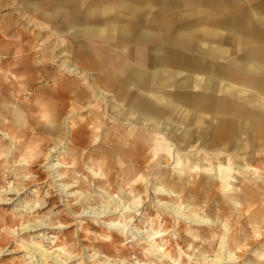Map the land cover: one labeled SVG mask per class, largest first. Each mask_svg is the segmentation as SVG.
Returning a JSON list of instances; mask_svg holds the SVG:
<instances>
[{
  "label": "bare ground",
  "instance_id": "6f19581e",
  "mask_svg": "<svg viewBox=\"0 0 264 264\" xmlns=\"http://www.w3.org/2000/svg\"><path fill=\"white\" fill-rule=\"evenodd\" d=\"M73 1L77 7L86 4L88 7H92L93 10L96 9L100 14L109 15L115 21L110 25V33L114 39L115 37H120L126 43L148 42L152 45V48L157 42L163 41V43H169L168 39L172 34V31L173 33L176 31L177 36L175 37V42L173 43L174 48L185 51L193 50V52H198V54L204 55L206 54V51H208L211 47V44H208L209 42L205 40V37H213L215 35H218L219 30L222 29H220V27H216V24L218 23L217 19L215 18H222L224 15L231 12L228 11L225 4L227 0H208L209 2L207 1L208 4H206L209 6V9L205 7L206 9L197 8L196 10L194 9V7H197L196 5H198V3L196 1H192V4H190L191 7H187L188 11H185L184 13L186 14L183 16L184 19L191 18V21L182 22L178 28H175L172 19L168 16L156 17V15H153L154 13L151 10L153 5L150 1L142 2L133 0L126 3L125 0H117L116 2L113 1V3H110L108 0ZM69 2V0L65 1V3ZM255 6L260 7L261 5H253L252 8H254ZM146 9H149L150 12L145 18V25L139 33L132 30L130 23H118V21L125 18L137 19V15L139 14L138 11H144ZM233 10L237 11L238 9H235L234 6ZM251 17L256 21L255 23H258V25H264V18L259 17L256 13L252 12ZM249 21L250 20L247 19L245 23L248 22V25L251 22ZM203 25L205 28L202 29L203 33L201 35L204 36L203 41L200 43H196L195 45V43H193V37L197 36V34L192 32V28L194 26ZM243 28L244 30L239 32H236L237 30H233L231 33L229 32L226 35V38L228 39V42L234 46L232 52L238 55L240 59L249 61L251 57L255 58L258 56L257 53H250V51H252L253 49L258 50L259 46L255 44L254 40L259 35L261 36L262 32H260L254 26L245 27L243 25ZM99 33L103 34L104 32L99 31ZM152 51L154 52V56L158 52L156 48H152ZM172 54H175V51L171 52L167 50L163 55H157V58H154L152 64H161V66H165V63L168 62L167 60L170 59ZM141 60H139V62ZM59 63V67H61L63 71L66 69L69 74H75L78 79H88V71H86L85 69H81L78 65L75 64V62H72L68 58L60 60ZM170 63L172 62L170 61ZM258 66L249 65L248 71L252 73H259L264 67ZM184 68L186 67L184 66ZM198 71H200L199 68L197 71L182 70L181 75L182 79H184L183 84L181 85L182 88L187 89L190 84L195 88H198L199 85L201 87L204 86L205 88L208 86L217 88L219 84L221 85V80H215L212 76H207L206 74H202ZM218 71H220L219 67L214 70L215 73H218ZM262 75H264V73H262ZM130 76L132 77L131 80L139 81V78L142 75L140 71H136L133 73L131 72ZM92 81L94 82L95 79H92ZM111 81L109 82V80L104 79L102 82L103 84H100L96 87H89L92 89L95 88L94 91L84 88V90L76 98L75 109L82 111L86 108V104L84 101L86 99L89 101L90 98L98 95L102 97V100H104L106 104L111 106L113 111H117V114L121 119L123 118L125 121L131 122V124L137 125V127L133 128L128 134L131 137V142L136 148L135 151H139L141 154L145 153V155H143V157L139 158L138 160L136 159L138 157L135 155L137 154L136 152H133L129 158L122 157L121 162L129 163L124 164L118 176L119 181L115 184L118 189L120 188L124 190L123 193L126 192V190L129 191V194L133 193V200L129 203L120 198V200L117 199V201L114 198H111L112 196L110 192H107L106 195H100L92 192V182L96 184H107V188L113 184L111 182L112 179L110 178V176H108L109 172L104 169L103 165H87L86 168L91 175L89 177L86 175L83 182L75 184L74 186H71V183L63 185L57 183V187L60 193H64L67 196L69 195V197L76 195V199L73 201V204L74 202H77L78 206L75 205V207L77 206L78 208H74L75 210H72L73 216H75V218L77 219L91 216V218L102 220L106 228L105 230L108 229L117 233V235L111 237L109 235H106L102 239L103 241L109 243L112 247H114V244H117V242H121V238L123 237H128L129 239H131L130 242L141 249L142 252V255L136 256L135 264H185L184 262H187L188 264H204L205 262L207 263V253L211 252L213 247L212 243L216 240L219 243L218 250L221 251V254L223 253V256H219V252V255L216 254L211 260V264H232L238 257H235L234 251H236V249H243L244 246L242 244V241H247L248 237L246 236L248 230L244 232V236L237 237L236 235H231V233H229L230 222L228 221V218H226L227 214L224 212L223 208H226L227 206H229V204H232L234 210L245 213L250 208L254 207L256 202H258L257 196L259 185L257 184V182L255 184H250L248 183V181L244 182V180H249V178L256 181H258L257 179H260L261 182L262 175H264V172H261L254 166V163L256 161L254 157L255 154L253 153L254 149L255 147H262L258 146L257 144V125H255L252 121H215L210 117L209 127H211V130L209 132V135L206 132L207 130H204L205 134L199 132L197 134L190 135L187 127H184L185 125L182 127L180 122L176 123L175 125L168 123L166 124V126H164V124L159 122L156 118H147L146 116L137 112H131L125 105L119 102L118 96L109 94L108 90L112 88ZM99 82L100 80L96 83ZM122 83L123 81L121 82V86ZM234 88L231 87L230 91H234ZM117 89L119 90V92H124L122 91L123 88ZM86 90L88 92H86ZM88 93L90 95H88ZM240 93L243 94L246 93V91L243 92V90H240L239 95ZM111 96H113V99L110 101L107 99V97ZM6 98H8V96ZM90 105L91 103H88L87 106ZM195 105L197 106L196 109H200L201 111L202 108H205V106L199 104ZM259 105L264 106V100H259ZM91 106L93 107V105ZM179 109H181L177 111L179 115H184L185 113L186 115H190V111L186 110L185 108ZM90 114H92V117L98 119L99 116L101 117L102 113L101 111L92 112L91 110ZM195 114L196 113H194L193 115ZM246 114H243L246 118H255L256 115L255 113L248 111L246 112ZM89 120H91L92 122L93 118H89ZM73 126H76V129H86V127L88 126L95 127L89 124L87 119L78 121V123L72 125L71 127L73 128ZM142 128L158 131L160 133L154 134L155 138L150 139L146 137V135L150 134L146 133V131H143ZM1 129V134L4 133V135L7 137L8 134ZM95 129L99 130L98 127H96ZM74 130L75 127L73 131ZM163 130H165L164 133H162ZM168 130H172L174 134L170 133L171 131L168 132ZM179 131L180 135L176 136L175 134ZM225 131L227 132L226 134H224ZM70 134V138H75V132H71ZM181 134L184 135L182 136ZM224 136L226 137V139L223 140L222 137L224 138ZM9 138L12 140L10 136ZM58 141H60V138L57 137V139H55L56 145H61L59 144L60 142L58 143ZM71 142L72 140L69 141L68 144H70ZM68 150H70V148L64 147L62 153L66 152L65 154L68 155ZM53 151L54 149L52 148L50 150V152H52V155ZM58 158L59 159L56 162L53 161L54 163H52V165L50 166L51 175L53 174V178H56L55 182H60L63 179L65 180V176L67 175L66 173L62 172L59 173V169L71 168L74 166L73 164H71V166L69 165V163L65 162L61 156H58ZM144 163H147V165H143ZM174 163L175 167H173V169L171 170L170 166ZM154 175L155 178L153 177ZM99 177H101L100 180L105 177L104 182L92 179H96ZM74 178L77 179L78 182V177L75 176ZM239 180L240 182H238ZM239 183L242 185H240ZM139 184H142L141 188L142 190H144L143 195L148 190V185L150 184V186H152L153 194L155 195V206H157L156 208H159L161 212L157 211L155 215L153 213L147 212L144 216V219L141 220L142 222L137 223L138 216H140L139 211L142 208L141 202H143L139 197L141 192H135L136 188L134 186H139ZM77 186H79L77 191L69 192L72 188L74 189V187ZM188 193H190L191 196H187L186 194ZM206 195L207 197H205ZM214 196H217V198L214 199ZM90 198H92V200H90ZM204 198L205 200H202ZM211 199L214 203L217 202L218 205H214L213 203H211ZM5 202L6 200L0 197V204H7ZM71 202L72 201H70V204ZM101 202H104V205H100L95 208L96 204H99ZM85 205H90L91 207H85ZM215 206L218 207V209H216L217 211H222V214L215 217H210L207 210L210 211ZM259 208L260 210H264V205H261ZM31 209H40V203L36 200L35 202H33ZM189 211H191V213H189ZM257 212L258 210L252 209L250 214L258 215ZM259 221V223L254 220L253 222L251 221L252 229L250 230V232L252 238L258 237L260 231L264 232L261 227L262 222H264V218L260 219ZM243 223L245 224L246 220H244ZM155 225L159 227L156 228ZM18 226H20V230H22L23 233H33V235H31L30 238L25 241L30 245L29 249L31 253H29V264H72L76 261H79L78 264H95V253H92V251L94 250L93 245H80L82 253L79 255H72L71 253L67 252L64 247H60L57 252H50L42 246V241H37L38 239L49 240L50 238H53L52 236H47V234L45 233L46 230H65L70 227L69 225H53L40 221L32 222V220H26L20 223V225ZM6 227L9 234H14L13 228H10L8 226ZM177 227L179 229H177ZM210 227H213V229H209ZM208 229L213 231L212 235L214 238L210 239L211 236L207 235L206 232L208 231ZM215 229H218V232L216 234L214 232ZM181 230L186 232L185 237L183 236ZM75 231L76 234H78L77 231L84 232V234L86 235L85 238L88 240H92L91 237L87 235L88 228H84L81 226ZM85 238L80 239L84 240ZM232 244H234L233 249L230 248ZM7 251H9L7 254H14L16 252L12 249H9L8 246L0 247V257H2L4 252ZM133 253L134 255H137V252L135 250L133 251ZM254 254L256 256V259L252 264H264V250H256L254 251ZM104 258L105 261H107L105 264H113V262H116L115 259L109 258L106 253L104 255ZM117 260L118 261L115 264H123L126 261V258L123 259L121 257H118Z\"/></svg>",
  "mask_w": 264,
  "mask_h": 264
},
{
  "label": "rangeland",
  "instance_id": "374dc122",
  "mask_svg": "<svg viewBox=\"0 0 264 264\" xmlns=\"http://www.w3.org/2000/svg\"><path fill=\"white\" fill-rule=\"evenodd\" d=\"M108 1L110 3H113V1L116 2L117 0ZM129 1L133 0H125V3ZM138 1H150L153 5V7L151 8L153 12H157L159 9H164L162 10V12H173L179 18V20L183 19V13L185 11H188L187 7H191L190 4H192V1H196L198 3V5H196L197 7H194L195 10L197 8L206 9L209 7L207 5L209 2L208 0ZM0 4L3 5V7H0V28L7 25L6 23L12 24L9 29H7L5 34H1L0 32V37L3 39V42H0V67H2L1 69L5 73L9 74L8 72H10L12 74H16L17 72H15L14 69L20 66L16 62L19 59L25 60L26 58L31 59L32 57L36 59H42L45 58V54L52 55V52H50L53 46V43H51V41L54 40V37L51 36L52 30L49 28H41L35 25V23H37L36 20L39 17L37 13H35L33 10H20V0H0ZM225 4L227 6L228 11L231 12L224 15L222 18L216 17L215 19H217L218 23L216 24V27L223 28L228 32H232L233 30H237L236 32H239L244 30L243 25L245 27L247 26L244 21V16L250 10L249 8H251L253 5L264 4V0H227ZM234 6L235 9L238 8L237 11L233 10ZM44 7L47 8V4L44 5ZM149 12V9H146L144 11H138L139 14L137 15V19L133 18L130 20L132 24V29H135L137 31L141 29L144 24V20L148 16ZM189 20L190 19H184V21ZM179 23H181V21ZM250 25L254 26L257 29H260L258 23L252 22L249 24V26ZM63 38L65 37H62V39ZM68 40L71 41V38L68 37ZM63 45L66 44H62V46ZM19 71L24 70L21 68ZM36 71L41 72L39 69H36ZM64 72L66 74H69L66 69L64 70ZM50 73L53 76L55 74L64 75V73L57 71V69L54 72L51 71ZM86 80L84 78L79 79L81 86H83L82 88L94 91L95 88L92 89L89 87H96L97 84L94 85L96 81L93 82L92 79L89 78ZM21 85L16 86L13 84L12 86L24 87ZM2 87H5V83ZM16 87L14 91L16 94L19 95ZM87 90L86 92H88ZM28 93L34 92L33 90H30ZM88 95L90 94L88 93ZM28 96L29 95H26L25 99H21L18 102V105L25 104L26 102H28V104H32L31 109L29 111V117H26L23 114L22 118L16 119L15 112L11 114L13 105H8L5 112V117L9 123H14L15 121L17 123L19 119H22V122H24L23 127H19L18 129L16 128V132L13 133V136L16 138L17 141L14 140V142H11L9 139L4 140L5 137H3V135H0V197L5 199V203H7L0 204V247L8 246L9 249L16 251L14 254H7L9 251L4 252L3 256L0 257V264H29V253H31L29 249L30 245L27 244V242L25 241H27V239H29L30 236L33 235V233H23V231L20 230V226H18L20 225V223L26 220H32V222L40 221L53 225L66 224L70 226L68 229L65 230H46L45 233L47 234V236H52L53 238H50L49 240H37L42 241V246L50 252H57L60 247H64L65 250L71 253L72 255H79L82 253L80 245H93L94 250L92 251V253H95V264H105L107 262L104 258L105 253L109 258L116 260V262H113V264L117 263L118 257H121L123 259L126 258V261L123 264H135L136 256L142 255L141 249L133 245L130 242L131 239H129L128 237L121 238L122 241L117 242V244H114V247L110 246L109 243L103 241L102 239L106 235H109L111 237L117 235V233L108 229L105 230L106 228L104 226L103 221L98 220L97 218H91V216L79 219L75 218V216H73L72 210L78 208L77 202H74L73 204V201L76 199V195L72 194L73 196L69 197V195L67 196L64 193H60L57 185L71 183V186H74L75 184H79L80 182L84 181V177L86 175L88 177L91 175L86 168L87 165H103L104 169L109 172L108 176H110V178L112 179L111 182L113 185L107 188V184H96L92 182V192H95L96 194L100 195H106L107 192H110L112 196L111 198H114L115 200H120L121 198L122 200H125L130 203L133 200L134 194H129L128 190L123 193L124 190L120 188L118 189L115 184L119 181L118 176L124 164L129 163L121 162L122 157L129 158L133 152H136L137 154L135 155L138 156L136 158L138 160L139 158L143 157V155H145V153L141 154L139 151H135L136 148L131 142V137L128 134L133 128L137 127V125L131 124V122H127L123 118L121 119L117 114V111H113L111 106L106 104V102L102 100L101 96L97 95L90 98L89 101L87 99L84 101L86 104V110L83 109L82 111L73 108V102L75 101V97L72 98V101H70V103L69 101H67V104L63 106L64 108H61L62 111L61 109L55 111L52 110V119L49 120V122H51V125L47 124L48 126H42L41 122H44V120L39 116L37 117V111L34 113V109L37 108V106L33 103L34 101L31 102L32 100L29 99L30 97L28 98ZM107 99L111 101L113 99V96L107 97ZM119 102L123 104L122 101L119 100ZM88 103H91L93 107L91 105L87 106ZM71 108L73 109L70 110ZM91 110L92 112L101 111V117L99 116L98 119L92 117V114H90ZM130 111L132 112L134 110ZM89 118H93L92 122L91 120H89ZM209 118V116H206L205 119L209 120ZM85 119L88 120L89 124L95 127L88 126L86 127V129H76V126H73V128L71 127L72 125L78 123V121ZM28 120L29 124L25 125V122H27ZM35 122L40 123L34 125ZM199 122L200 121L197 119L188 120L184 122L181 126L183 127L185 125L184 127H187L190 135L197 134L199 132L205 134L204 130H207L206 132L209 135V132L211 130V127H209L210 121H203L204 125L202 123L199 124ZM161 123L166 126V124L168 123L175 125L178 122H173L172 120H169L162 121ZM74 127L75 130L73 131ZM96 127H98L99 130H96ZM142 129L143 131H146V133L150 134L146 135V137L150 139L155 138L154 134L160 133L154 130H149L145 128ZM71 132H75V138H70ZM164 132L165 130L162 131V133ZM168 132L174 134L172 130H168ZM226 133L227 132L225 131L224 134ZM175 135H180V131L177 132ZM181 135L183 136L184 134ZM57 137L60 138V141H58V143L60 142L59 144L61 145H56L55 139H57ZM222 139L224 140L226 139V137L224 136V138L222 137ZM71 140L72 142L68 144V142ZM258 146L262 147H255L254 149L253 153L255 154L254 157L256 160L254 166L258 168L261 172H264V144H258ZM64 147L70 148V150H68L67 152L68 155L65 154L66 152L62 153ZM52 148L54 149L53 155L52 152H50ZM116 153L118 156L116 155ZM58 156H61L65 162L69 163V165L73 164L74 166L71 168L59 169V173L62 172L66 173L67 175L65 176V180L63 179L60 182H55L56 178L54 177V179L53 174L51 175L50 166L52 165V163L56 162L59 159ZM143 165L146 166L147 163H144ZM46 167L48 170L46 169ZM173 167H175V163L170 166L171 170L173 169ZM75 176L78 177V182L77 179L74 178ZM153 177L155 178V175ZM104 178L105 177H103L102 180H100L101 177L92 179L104 182ZM257 180L258 181L252 180L250 178L249 180H244V182L248 181V183L250 184H255L257 182V184L259 185L257 196L258 202H256L254 207L250 208L245 213H241L239 211L234 210L232 204H229V206L223 208L224 212L227 214L226 218H228V221L230 222L229 233H231V235H236L237 237L244 236V232L248 230L246 236L248 237L247 241H242V244L244 246L243 249H236V251H234L235 257H238L235 260L236 262L234 261L232 264H252L255 262L256 259L254 251L264 250V232L260 231L259 236L254 238L251 237L250 232V230L252 229L251 224L253 220L259 223V220L264 218V210H260L259 208L261 205H264V175H262L261 182L260 179ZM238 182H240V180ZM134 187L136 188L135 192H141L139 197L143 201L141 202L142 208L139 211L140 216H138V223L142 222L141 220L144 219V216L147 212L153 213L155 215L157 211L160 210L159 208H156L157 206H155V195L153 194V189L150 184L148 185V190L144 195V190H142L141 188L142 184H139V186ZM78 188L79 186L74 187V189L72 188L69 192H75L78 190ZM186 195L191 196L190 193ZM205 197H207V195ZM92 198H90V200H92ZM216 198L217 196H214V199ZM36 200L40 203V209H37L38 211L36 209H31L33 202H35ZM202 200H205V198ZM70 201H72L71 204ZM210 202L214 205H218V203H214L212 199ZM75 205L77 206L75 207ZM100 205H104V202L96 204L95 208ZM85 207L91 206L85 205ZM216 209H218V207L215 206L210 211L207 210L210 217H215L222 214V211H217ZM252 209L258 210V215L250 214ZM189 213H191V211H189ZM244 220H246L245 224L243 223ZM6 226L13 228L14 234H9ZM81 226L84 228H88L87 235L91 237L92 240L86 239V235L84 234V232L77 231L78 234H76L75 230ZM159 226L155 225L156 228H158ZM261 227L262 230H264V222H262ZM177 229L179 228L177 227ZM209 229H213V227H210ZM209 229L206 233L208 236H211L210 239H212L214 238L212 235L213 231ZM214 232L216 234L218 232V229H215ZM185 233V231H182L184 237L186 236ZM80 238L85 239L82 240ZM212 246L213 247L211 252L207 253V263L205 262L204 264H211V260L216 254L219 255V252V256H223V253L221 254V251L218 250L219 243L217 240L212 243ZM233 247L234 244H232L230 248L233 249ZM134 250L137 252V255H134ZM78 263L79 261H76L72 264ZM184 263L188 264L187 262Z\"/></svg>",
  "mask_w": 264,
  "mask_h": 264
},
{
  "label": "crops",
  "instance_id": "0c3cea01",
  "mask_svg": "<svg viewBox=\"0 0 264 264\" xmlns=\"http://www.w3.org/2000/svg\"><path fill=\"white\" fill-rule=\"evenodd\" d=\"M65 1L20 0V10H33L37 13L39 17L35 25L41 28L51 29V36L54 37V40L51 41L53 43L52 49L50 50L52 55L45 54L44 57L46 59H36L33 57L31 59L26 58L25 60L19 59L16 62L20 66L14 69L17 72L16 74L10 72L7 74L0 67V129L3 127L1 130L8 134L6 137L4 133L1 134L0 132V135H3L5 139H9L11 142H14V140L17 141L13 133L16 132V128L18 129L24 125L22 119H19L17 123L16 121L14 123L7 121L5 112L8 105H13L11 114L15 112L16 119L22 118L23 114L26 117L30 116L31 103L28 104L26 102L25 105H18L19 100L25 99L26 95H29L28 98L30 97L31 102L34 101L33 103L36 104L37 108L34 109V113L37 111V117L39 116L44 120V122H41L42 126L51 125L49 120L52 119V110L63 109L67 101L70 103L74 97L73 108H76V98L84 88H82L75 74H66L59 67L60 64L58 63L60 60L68 58L72 62H75L81 69L88 71L89 79H95L96 82L100 80L99 83H96L97 85H94L98 86L103 84L104 79L109 80V82L112 80V88L108 90L109 94L118 96L119 100L126 107L128 106L129 110H134V112L142 114L147 118L153 117L159 122L169 120L173 122L177 121L181 125L188 120L196 119L200 121L199 124H203V121L210 120V118L206 120V116L213 118L215 121H252L257 125V143L264 144V106L259 105V100H264V75H262L264 68L259 73L248 71L249 65L264 67V25H259L260 29L258 30L262 34L254 40L255 44L259 46L258 50L253 49L250 51V53H257L258 56L255 58L251 57L249 61L240 59L238 55L232 52L234 46L226 38L229 32L223 28H220L221 30H219L218 35L205 37V40L209 42L208 44H211V47L206 51L205 55L193 52V50L185 51L174 48L173 43L175 42L177 32L175 31L173 33L172 31L168 39L169 43H163L161 41L152 47L158 51L154 56L151 48L152 45L148 42L126 43L120 37H115L114 39L110 33V25L115 21L109 15L100 14L96 9L93 10L92 7H88L86 4L77 7L73 0H69V3H65ZM46 4L47 8L44 7ZM0 7H3V5L0 4ZM249 9L244 16L245 21L249 19L251 21H249L250 23L256 22L251 17L252 12L264 18V4H261L260 7L255 6ZM162 10L164 9L153 12V15H156V17L168 16L172 19L175 28H178L182 22L191 21V18H185L190 19L189 21H184V18L179 20L173 12L167 13L162 12ZM183 14L185 15L186 13ZM130 20L129 18H125L118 21V23H130L132 27ZM180 21L181 23H179ZM6 24L0 28L1 34H5L7 29L12 25L11 23ZM144 25L145 23L141 29ZM246 27H251V25L249 26L248 24ZM141 29L138 31L135 29L132 30L139 33ZM202 29H205L204 25L194 26L192 28V32L197 34V36L193 37V43L195 45L203 41L204 36H201L203 33ZM99 31H103L104 33L100 34ZM62 37L65 38L62 39ZM68 37L71 38V41L68 40ZM0 42H3L1 37ZM62 44L66 45L62 46ZM167 50L171 52L175 51V54H172L170 59L167 60L168 62L165 63V66L152 64V61L154 58H157V55H163ZM139 60L141 61L139 62ZM217 67H219L220 71L215 73L214 70ZM21 68L24 71H19ZM198 68L200 69L198 72L212 76L215 80H221V85L218 83L217 88L209 86L205 88L200 85L198 88H195L190 84L187 89L182 88L181 85L184 80L181 75L182 70L197 71ZM36 69H39L41 72H37ZM56 69L60 72L63 71L62 73L64 75L55 74L53 76L50 72H54ZM136 71H140L142 75L139 81L131 80L130 73ZM4 83L5 87L3 88ZM13 84L16 86H24L16 87L19 95L15 93V86H12ZM231 87H235L233 89L234 91H230ZM117 88H123L122 91L124 92H119ZM29 90H33L34 93H28ZM240 90H243V92L246 91V93H240L239 95ZM7 96L8 98H6ZM195 104L205 106V108H202V111L199 109V111L196 109L197 106ZM179 108H185L190 111V115H186V113L179 115L177 112L181 110ZM247 111L255 113V118L244 117ZM194 113L196 114L193 115ZM39 123L35 122L34 125ZM28 124L29 120L25 122V125Z\"/></svg>",
  "mask_w": 264,
  "mask_h": 264
}]
</instances>
